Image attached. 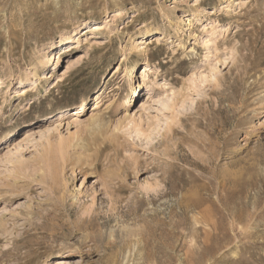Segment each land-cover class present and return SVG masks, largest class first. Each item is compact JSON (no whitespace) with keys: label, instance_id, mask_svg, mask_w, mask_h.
I'll use <instances>...</instances> for the list:
<instances>
[{"label":"rangeland","instance_id":"rangeland-1","mask_svg":"<svg viewBox=\"0 0 264 264\" xmlns=\"http://www.w3.org/2000/svg\"><path fill=\"white\" fill-rule=\"evenodd\" d=\"M0 79V264H264V0H0ZM41 135L70 145L55 179Z\"/></svg>","mask_w":264,"mask_h":264},{"label":"bare ground","instance_id":"bare-ground-1","mask_svg":"<svg viewBox=\"0 0 264 264\" xmlns=\"http://www.w3.org/2000/svg\"><path fill=\"white\" fill-rule=\"evenodd\" d=\"M203 4L199 5L198 7L195 8V10H193L192 12H189L188 14L183 15L180 18L181 22L178 23V25H177V31H178L177 33H181L182 38L180 39L179 45L183 49L185 48V41H186V38L183 35L187 34L189 30L193 29L194 22L197 20V18H199L201 16V14H203L205 12V11H202V9H201L203 7ZM207 27H208V25L204 26V29H207ZM219 28H216L212 31V34H211L212 38L209 41L210 43L216 44L215 35L218 33ZM76 31L77 30H75V32ZM152 33L154 35H162L163 30H162V28H158L156 30H153ZM98 34H99V31H96L95 29L91 30V32H90V36H92L91 39H94V37L97 36ZM197 39L199 40V43L202 40L201 36L199 35V32L196 33V40ZM64 42L65 43L62 45V47L60 49H57L54 52H48L45 49H43L44 53L41 56V58L39 59L38 63L35 64L34 67H32L30 76H28L27 81L26 82L21 81V88L14 91V96H13L14 98L20 99L22 97L27 96L29 92H33L35 89H37V84H38L39 80L42 79V77L40 76V71L42 69H44L45 67H47L48 64H50V63L59 64L60 62H62L63 61V57H62L63 54L62 53L64 51H66V52H72L73 51L70 48H71V44L73 42H75V37H73V35H68L67 37H65ZM215 47H218V46L216 45ZM147 48L148 47H146L145 49H143L141 51H137V50H139V46H137V44L133 43L132 48H131V53L133 55H134V53L135 54L137 53V54H141V55L146 56L147 52H148ZM193 49L194 48H192L191 50H193ZM142 68H143L144 73H147V74H145L143 76L144 82H143V84L140 85V89H144L145 87L151 89L150 90L151 94L150 95L148 94L149 95L148 99H150L152 94L157 96V94H161V93L165 92V91H163V86H168L166 81H162L164 83V85L158 87V89H155V83L157 80V76H155L154 78H150L148 76V73L152 71L149 64L146 66H143ZM127 74H128V78H127L128 81L132 80L130 83V86L133 88L132 82H133V78H134V66H129ZM48 76H49V74H46V76H44V77L47 78ZM131 77H132V79H131ZM4 86H5V83L3 82L2 79H0V90L3 89ZM157 90H158V92H157ZM133 93H134V97H137L139 95V91L137 90V88H133ZM101 103H102V101H100V97L97 96L96 105L91 110V112L92 113L98 112L100 109ZM86 106H87L86 105V99H83L79 105V108L75 109L73 111L74 112V114L72 115L73 120L74 119L79 120L83 116V114L86 112ZM95 118H96V116L93 115L91 120L94 121ZM43 120H45V117L37 118V119L31 121L30 123H32V122H38L39 123ZM126 120L129 122L128 124H130L132 126V129L131 128L129 129L128 125H126L125 128H127L131 131L133 130V133H137L140 136L145 135V133L142 132V130H141L140 124H137L135 119H133L131 116H129ZM29 130H30V127L27 128V130L24 131L23 134L21 135V138H22L23 142L24 141L26 142V145L32 143V141L34 139L32 136L34 135L35 129H32L30 132H29ZM28 132H29V134L27 136H25L26 133H28ZM43 138H45V137L43 135H41L40 139H43ZM45 140H46L45 142H47V143L45 145V148L43 149L44 150L43 154L41 155V159H42L41 163H43L42 170H44V168H46L48 174L51 175L52 179H55V178H57V175L59 173L61 174L65 171V169H67L66 167L69 165V162L71 163L72 157H71L70 152H69L70 145L67 144L68 142L66 143L60 139L61 141H59V144L56 147L53 145V143L51 142V140L49 138L48 139L45 138ZM63 140H65V139H63ZM23 145H19L15 150L21 151L20 149L25 147ZM65 255L70 256V252L67 249H62L60 251L59 257H63Z\"/></svg>","mask_w":264,"mask_h":264}]
</instances>
